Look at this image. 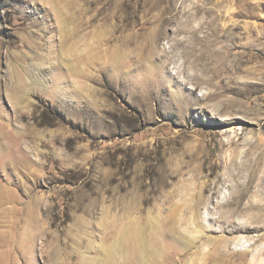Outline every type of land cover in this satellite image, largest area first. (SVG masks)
Instances as JSON below:
<instances>
[{
	"label": "rangeland",
	"instance_id": "obj_1",
	"mask_svg": "<svg viewBox=\"0 0 264 264\" xmlns=\"http://www.w3.org/2000/svg\"><path fill=\"white\" fill-rule=\"evenodd\" d=\"M58 1L0 0V238L37 220L106 264L122 228L116 264H264V0ZM21 252L0 264L48 259Z\"/></svg>",
	"mask_w": 264,
	"mask_h": 264
},
{
	"label": "bare ground",
	"instance_id": "obj_2",
	"mask_svg": "<svg viewBox=\"0 0 264 264\" xmlns=\"http://www.w3.org/2000/svg\"><path fill=\"white\" fill-rule=\"evenodd\" d=\"M54 2H55V4H58L60 1L54 0ZM67 18H68V16H67ZM74 33H75V31H74ZM74 36L75 35L73 34V32H68L66 34L65 40L63 42V44L66 45V49L62 54L59 53L62 58L67 59V56H68V53L70 50L69 48L73 45L71 40L74 39ZM192 36L197 37V35L194 34L193 32H192ZM82 37H84V36H82ZM221 37L222 36H220L217 31H211V32L207 31V32H205V34L203 36H201L199 38L201 41H206V40L208 41V40L212 39L216 43V42H220ZM86 43H88V42H86ZM90 43L84 44L82 42V45H81L82 51L83 50H84V52H85V50L88 51V48L91 47ZM72 48H73V46H72ZM89 53L90 52H87L85 55H83V53H82L83 57L80 55L81 58H83L85 60L86 64L90 61L89 60ZM29 58H30V56H29ZM31 58L33 59L32 56H31ZM68 61H69V59H68ZM36 64H37V62H35L34 60L30 61V63H25V62L18 63L16 65V67H13L14 69L12 71H10L11 75L12 74L15 75V77L17 78V81L19 80V82L27 81L28 75H32L36 81L40 82L42 75H40V73L37 72V68L39 69V66H37ZM160 66H164V62H161ZM222 73L223 72H221L217 69L211 70V76H209L208 79L213 80L215 78H218L221 76ZM208 74H209V72H208ZM208 79L204 73L200 75V74L196 73V71H195V73H189L188 77H187V81L186 80L185 81H186V83L187 82L188 83L197 82V83L201 84V83H206L208 81ZM211 82H213V81H211ZM17 86L18 87H16V89H18V91H21V88H20L21 85L20 86L17 85ZM6 87L8 89L10 88V86H7V85H6ZM194 88H196V87H194ZM194 88H193V90H194ZM192 93H193V91H191L190 93H187V94H192ZM8 94L10 97H13L11 92H8ZM9 203H12L11 200L4 193L3 186H0V215L4 214V213H8L9 210L12 211V209H11L12 205H8ZM120 220H121V218H120ZM36 221L32 222V223H28L23 236H21V238H20V242L16 241L13 238L11 239V241H8L9 237L0 238V240H1L0 241V261L3 258L2 255L6 252L12 253V252H15L18 250V251H22L21 252L22 254L28 255L31 257L30 254L34 253L35 251H39V250H40L41 254L43 255V249L45 247H47L48 259L45 260L46 264H69V262L67 261L68 256H70L71 253L73 252V250L75 249V239L72 235L73 230L70 231V233L68 234V238L70 241L60 242L59 238H57L52 232H49L46 228H44L41 231L39 228L40 225ZM144 229H148V227L144 228ZM117 231H118V233L115 235L114 240H113L111 245H109V243L104 242L105 246H104L103 251H104V255H105L106 264H116V261L118 260V257L120 255V253L122 252V248H124L125 242H126V248L129 244V242L130 241L132 242V239L128 240L130 234L123 233L122 228L118 229ZM146 233H148V232H146ZM44 235H46V238H44ZM133 236H134V232H133L131 238H133ZM126 237H127V239H126ZM103 251H101V252H103ZM260 254L261 253H259V255ZM259 255H257L255 257V259L257 257H259ZM16 264H21V263L17 262ZM142 264H151V263L147 258H144Z\"/></svg>",
	"mask_w": 264,
	"mask_h": 264
}]
</instances>
